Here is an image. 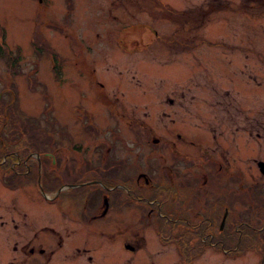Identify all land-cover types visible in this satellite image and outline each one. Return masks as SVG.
Wrapping results in <instances>:
<instances>
[{
  "label": "rangeland",
  "instance_id": "374dc122",
  "mask_svg": "<svg viewBox=\"0 0 264 264\" xmlns=\"http://www.w3.org/2000/svg\"><path fill=\"white\" fill-rule=\"evenodd\" d=\"M0 32V41L5 34L3 46H8L5 53L0 52V97L9 102V117L25 115L42 131H54L62 143L81 142L82 149L74 148L73 157L90 168L82 170L86 172L82 179L104 176L108 170L119 176L121 168L133 173L151 167L146 162L154 163V157L145 156L147 150L163 146L154 143L152 135L148 140L136 138L132 123L127 124L132 114L152 125L156 136L169 139L174 137L172 132H186L188 138L207 145L201 147H212L217 154L227 152V156V133L236 121L241 194L250 185L255 190L250 197L264 200V173L255 161L264 159V0H0ZM7 55L15 60L11 65ZM11 67L14 71L8 72ZM116 121H120L118 128ZM123 130L127 136L122 144ZM202 133L209 138L197 139ZM107 139L113 144L110 151L103 149V143L95 144ZM178 146L191 153L188 162L193 166L200 156L198 146ZM2 155L0 151V212L8 210L3 201L20 195L32 200V209L27 211L49 217L53 205L33 175L20 187L6 183L13 170ZM100 164L108 168L94 172L92 167ZM64 166L67 174L69 165ZM65 188L56 193L58 197L80 196V201L93 189L95 200H100L96 193L102 196L104 190L101 184ZM250 197L242 195L236 203L245 216L251 212ZM257 207V203L252 206ZM141 208L125 202L112 206L108 218L91 222L80 209L78 222L67 223L76 233L75 242L93 247L96 263L91 264H124L131 253L120 245L118 230H107L119 226L122 217L130 223L129 215ZM263 214L251 215L259 227L251 230L250 237L243 233L240 241L261 247L237 256H220L210 249L194 264H261ZM153 226L143 229L146 241L142 236V245L150 255L155 251L168 258L176 243L161 244ZM6 230L7 226L0 225V240L5 239Z\"/></svg>",
  "mask_w": 264,
  "mask_h": 264
},
{
  "label": "flooded vegetation",
  "instance_id": "af4514ba",
  "mask_svg": "<svg viewBox=\"0 0 264 264\" xmlns=\"http://www.w3.org/2000/svg\"><path fill=\"white\" fill-rule=\"evenodd\" d=\"M178 14L182 15L181 12ZM199 16L201 17V14ZM10 71L14 70L8 72ZM9 86L10 84L7 85ZM170 101L173 100L170 98ZM2 102L4 106L9 104L6 101ZM17 120H29V118L19 117ZM118 122L120 121L115 122L116 128ZM131 123L132 132L137 139L148 140L152 135L151 139L154 143L159 146L162 144L163 148H158L157 151L149 149L146 152L147 157L153 155L154 163L146 162L148 167L151 166L148 170L138 169L133 173H127L121 168L119 176L108 170L104 176H92L89 179H82V176L90 168L82 167L80 159L73 157L77 154L74 148L82 149L81 142L68 141L65 144L61 142V138L56 137L54 131L41 130L36 131L40 140L34 141L33 144L30 137L34 133L30 131L22 133L15 130L8 131L5 139L0 128V151L5 155L4 161H10L13 170L11 178L6 180V183L13 188L19 183L18 187H20L27 176L33 175L46 201L53 205L50 216L42 218L37 212L27 211L33 206L31 198L30 201L24 196L12 195L8 197L9 200L3 201L7 203L8 210L6 213L0 212V225L7 226L6 235H2L5 239L0 240V264L96 263L93 247H86V243L80 244L74 241L76 233L73 227L68 225L67 220H70V224L72 222L76 224L80 209L83 210L88 222L108 218L112 206L116 208L125 202L135 203L142 207L141 211L129 215L130 223L125 222L126 218L122 217L124 221L119 226L107 230L110 233L118 230L116 234H120V245L131 253V256H126L124 259V264H194L198 258H204L210 249L220 256L225 253L237 256L241 251L261 247L252 243L242 245L240 242L243 233H247L249 237L253 234L251 230H255L257 225L251 215L259 211L264 212V204H258L256 209L252 208L256 203V197H250L252 192L255 195V190L252 191L250 185L241 194L239 169L241 147H239L240 135L237 131L239 125L236 121L233 122L235 125L232 131L227 133L230 148L225 146V149L230 150L228 156L227 152L217 154L212 147H201L205 143L188 138L185 136L188 135L186 132H172L174 137L169 139L156 136L154 127L147 124L142 116L132 114L127 119V124ZM23 127L27 130L31 128L28 124H24ZM222 134L220 132V135ZM249 135L252 136L251 133ZM126 136L125 131L121 133L119 139H122V144ZM250 136L244 138L254 139ZM207 138H209L207 134L202 133L197 139ZM117 139L116 136L114 143ZM186 140L188 144L197 145L200 150L199 159H194L193 166L188 162L191 153L178 146L182 143L187 144ZM232 140L236 142L231 144ZM102 143L105 145L103 149L107 148L110 151L113 147L109 139L95 142L99 145ZM125 148L134 152L132 147L125 146ZM242 152L244 153V150ZM249 157L255 159L252 155ZM119 158L123 162L125 156ZM256 159V164L261 166L264 159ZM64 165H69L67 174L64 172ZM120 165L123 167V164ZM92 168L97 172L108 166L100 164ZM59 169H62V172H59ZM196 169L198 171L193 172ZM82 170L86 172L81 173ZM62 173L66 177H63ZM102 178L113 184H107L105 188L103 186L104 190L100 192L102 196L96 193L100 200H95L94 189L90 195H83L82 201L79 200L80 196L66 198L57 196L67 185L79 187L85 184H101ZM246 182L249 184V181ZM47 193H53V196L49 197ZM123 193L125 195L122 197ZM242 195H248L252 204L251 212L246 216L241 214L236 206ZM105 197L108 198V204L104 211ZM145 207L149 208V212L144 213ZM124 223L129 225L122 226ZM152 225L158 233L161 244L169 241L176 243V246L171 248L168 258H161L160 254L155 255V251H151L150 255L148 247L145 250L142 245L141 237L146 235L143 229ZM228 241L234 243L229 244ZM173 252H176L178 258H175ZM155 256L156 259H153ZM262 259L261 264H264V254Z\"/></svg>",
  "mask_w": 264,
  "mask_h": 264
},
{
  "label": "trees",
  "instance_id": "16d2710c",
  "mask_svg": "<svg viewBox=\"0 0 264 264\" xmlns=\"http://www.w3.org/2000/svg\"><path fill=\"white\" fill-rule=\"evenodd\" d=\"M1 33V32H0ZM0 52L3 54V53H5L6 52V47H4V46H2V44H0ZM8 56V58H10L11 59V61H10V65L12 64V62L13 61H15L14 60V58L11 56V55H7ZM15 59H18V58H16L15 57ZM11 69L12 70H14V68H12L11 67ZM4 108V107H3ZM2 107H1V103H0V110H2V114H1V116L3 117V121H5V124L6 123H8V121H9V110H5V109H3ZM14 124V126H13V128L16 130V132H18V130L20 131L19 133H22L23 131H25V132H28V131H30V132H32V133H34L33 135H32V137H30L31 138V143H33L34 144V141H38V140H40L39 139V137H38V134L36 133V131L34 130V129H24V128H22L21 126H19V123L16 121V120H13L12 121V125ZM11 126L9 125V123H8V129L10 128ZM105 182V181H104ZM107 182V181H106ZM105 182V183H106ZM264 198V197H263ZM257 199V198H256ZM257 204H264V200L261 202H258V200H257V202H256ZM261 220H264V219H261ZM261 225V227H264V221L262 222V224H260ZM259 226L257 225L256 226V228H258Z\"/></svg>",
  "mask_w": 264,
  "mask_h": 264
},
{
  "label": "water",
  "instance_id": "95a60500",
  "mask_svg": "<svg viewBox=\"0 0 264 264\" xmlns=\"http://www.w3.org/2000/svg\"><path fill=\"white\" fill-rule=\"evenodd\" d=\"M261 170L264 172V164L263 163H261ZM104 203H105V209H104V211H105L106 210V206L108 204V198L107 197L104 198Z\"/></svg>",
  "mask_w": 264,
  "mask_h": 264
}]
</instances>
